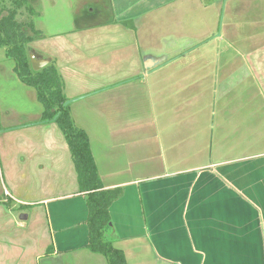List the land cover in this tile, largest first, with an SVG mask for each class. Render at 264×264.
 Segmentation results:
<instances>
[{
  "label": "crops",
  "instance_id": "0c3cea01",
  "mask_svg": "<svg viewBox=\"0 0 264 264\" xmlns=\"http://www.w3.org/2000/svg\"><path fill=\"white\" fill-rule=\"evenodd\" d=\"M105 2L111 17L96 25L79 26L93 12L77 18L63 5L70 27L49 35L42 12L43 37L28 50L32 63L56 64L105 188L123 189L110 209L115 248L128 264H264V39L254 46L263 20L247 23L253 51L206 55L199 48L213 47L214 30L196 15L204 2ZM143 19L188 34L149 46ZM241 33L230 22L217 38L239 43ZM206 56L216 69L196 67ZM148 58L166 61L148 70ZM14 67L0 49V94L14 84L25 99L0 105L10 129L0 132V264H109L86 248L88 208L65 137L37 124L43 108Z\"/></svg>",
  "mask_w": 264,
  "mask_h": 264
},
{
  "label": "trees",
  "instance_id": "16d2710c",
  "mask_svg": "<svg viewBox=\"0 0 264 264\" xmlns=\"http://www.w3.org/2000/svg\"><path fill=\"white\" fill-rule=\"evenodd\" d=\"M11 2L12 8H0V49H4L6 57L15 62L14 72L19 80L36 92L37 101L43 108L37 124H57L69 146L79 195L86 199L88 208L86 225L89 241L86 248L105 257L109 264H128L125 253L114 246L116 235L110 213L112 205L123 196V189L105 188L91 150L90 138L76 125L71 103L67 104L69 100L64 92V81L56 64L52 62L39 70L32 66L28 46L43 37L35 25V8L29 0ZM21 9L30 15L27 21L18 20ZM8 130L2 126L0 117V132ZM10 203L8 198L6 204Z\"/></svg>",
  "mask_w": 264,
  "mask_h": 264
},
{
  "label": "rangeland",
  "instance_id": "374dc122",
  "mask_svg": "<svg viewBox=\"0 0 264 264\" xmlns=\"http://www.w3.org/2000/svg\"><path fill=\"white\" fill-rule=\"evenodd\" d=\"M12 0H0V8L2 6L12 8ZM106 0H47L45 3H40L38 0H29V2L32 4V6L35 8V11L37 13V16L35 17V21H37V18L41 16V22L39 23V27L42 28V30H45L46 34H50L51 30L53 28H56L57 26H60L63 29H66L65 27H70L69 20L72 17V15L66 11V6H63L65 4H74L75 7L78 9L75 11L78 16L82 15V11L86 9L87 12H93V13H87L86 16L82 17V19H79V26L80 25H90V24H103L107 22V20L111 17V13L108 10ZM201 2H204L205 8L204 10H198L196 9V15L201 16L203 18V29L204 30H214L212 35H210V40L213 41V47L206 46L208 44H205L203 42L202 44L205 46H201L200 53L203 51L206 55H209L211 52H224L226 55H230L235 48H239L241 52H250L253 51L249 45H244L245 43L243 40H247L249 35H246L249 31V27L247 26L248 21L253 20H263L264 22V0H200ZM88 4V5H87ZM44 10L42 11V7ZM250 8V9H249ZM38 9V10H37ZM249 9V12H248ZM93 10V11H91ZM245 12V13H244ZM18 20L20 21H27L30 18V15L24 10L21 9L19 11ZM132 22V21H131ZM230 22H233L239 26V31H241V37L242 41L239 43H234L235 41L233 39L230 40H223L219 41V38H217L218 35L222 33V29L226 28ZM147 23L143 19L139 21L138 26L139 30L141 31V38L143 40L144 44H147L149 46H155L160 47L161 42H163V45L168 44L166 41L173 39L175 37H179L180 33L188 34L187 30L189 29H179L177 33H174L173 36L170 34H166V25L162 21L158 24H155V27H146ZM185 27H188L189 24H184ZM215 28V29H214ZM175 29V28H174ZM193 31V30H192ZM191 31V32H192ZM190 32V33H191ZM152 35V39L149 35ZM263 36L262 40L257 42L254 46H260L263 45V39H264V30H263ZM154 38V39H153ZM162 38V41L160 39ZM257 40H255L256 42ZM187 44V43H185ZM235 46V47H234ZM233 48V49H232ZM184 54V53H183ZM199 54L197 55V57ZM191 58V57H189ZM11 60V59H10ZM13 61V60H11ZM190 63V60H185L178 63V60L176 62H173V67H188V63ZM14 62V61H13ZM172 62V61H171ZM196 63V67L203 68H214L216 69V65L210 60L209 56H206L205 59H197L193 61ZM15 63V62H14ZM178 63V64H176ZM192 63V62H191ZM241 64V63H240ZM240 67V65L238 66ZM219 70H222L219 68ZM23 101L25 100L23 95H21L16 87V85H12L11 88H7L5 90V94H0V105L8 104L10 102H14L12 106L16 105V101ZM175 109H168V112L172 114V111ZM43 111V109H42ZM1 172V170H0ZM2 188V182L0 178V190ZM105 258V257H104Z\"/></svg>",
  "mask_w": 264,
  "mask_h": 264
},
{
  "label": "water",
  "instance_id": "95a60500",
  "mask_svg": "<svg viewBox=\"0 0 264 264\" xmlns=\"http://www.w3.org/2000/svg\"><path fill=\"white\" fill-rule=\"evenodd\" d=\"M168 57H165V59H167ZM166 60H162V61H157L156 60H153L152 58H148L146 60V67L148 70H153L155 69L156 67L160 66L161 64H163ZM32 66L35 70H39L40 68L44 67L45 65H42L40 63H36V62H33L32 63ZM72 101H68L67 104L71 103ZM41 119V117H40ZM39 119V121H40Z\"/></svg>",
  "mask_w": 264,
  "mask_h": 264
},
{
  "label": "built area",
  "instance_id": "2783aa9c",
  "mask_svg": "<svg viewBox=\"0 0 264 264\" xmlns=\"http://www.w3.org/2000/svg\"><path fill=\"white\" fill-rule=\"evenodd\" d=\"M4 196H5V199L7 201L8 198L10 197V193L8 191H5Z\"/></svg>",
  "mask_w": 264,
  "mask_h": 264
}]
</instances>
